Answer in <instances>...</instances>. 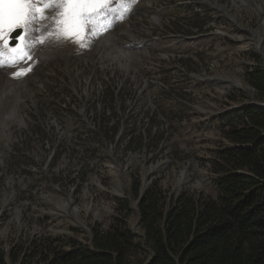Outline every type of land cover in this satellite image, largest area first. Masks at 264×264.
Wrapping results in <instances>:
<instances>
[{
	"label": "rangeland",
	"instance_id": "obj_1",
	"mask_svg": "<svg viewBox=\"0 0 264 264\" xmlns=\"http://www.w3.org/2000/svg\"><path fill=\"white\" fill-rule=\"evenodd\" d=\"M210 2L213 7L207 8L202 0H137L136 11L121 27L126 24L132 35L124 34L121 42L138 55L122 46L128 57L114 50L106 52L111 61L100 63L98 55H89L90 51L89 59L78 61L81 47L69 42L74 60H52L45 66H33L24 75L33 80L35 70L41 69L40 79L32 85L33 98L18 86L19 79L17 86L26 103L21 104L18 122H10L6 131L1 121L7 111L0 105L3 248H9L18 227L24 240L36 233L71 234L75 227L89 234L92 225L105 226L115 200L129 197L131 170L140 171L144 186L158 183L173 189L209 191L210 165L221 147V117L241 105L244 95L255 101L246 75L255 63L252 55H264V0ZM139 10H143L142 17ZM197 34L211 35L184 39ZM35 35L34 40L40 34ZM50 42L55 41L46 39L39 47ZM118 53L121 56L113 59ZM35 61H27L21 69ZM2 69L8 71L0 68V79L5 78ZM118 87L122 92L120 101L114 103L115 111L119 105L123 111L131 105L128 116L134 118L128 122L124 143L130 128L137 138L144 131L151 136L164 134L162 151L145 156L144 152L123 154L121 145L116 149L98 146L96 130L80 122L84 111L96 129L112 138L116 119L104 114L113 111L112 97ZM168 92L186 104L167 99ZM10 94L5 102L14 97V92ZM6 104L11 106V101ZM160 106L166 108L159 122L152 112ZM98 124L111 128V133ZM112 153L121 169L108 158ZM132 205L135 211L130 224L135 228L138 214L136 203Z\"/></svg>",
	"mask_w": 264,
	"mask_h": 264
},
{
	"label": "trees",
	"instance_id": "obj_2",
	"mask_svg": "<svg viewBox=\"0 0 264 264\" xmlns=\"http://www.w3.org/2000/svg\"><path fill=\"white\" fill-rule=\"evenodd\" d=\"M252 59L246 82L255 101L244 95L222 115L209 191L144 186L131 170L129 197L115 200L105 226L24 240L16 234L8 249L0 244V264H264V62L255 53ZM160 107L153 113L159 122ZM143 139L132 151H162L166 135Z\"/></svg>",
	"mask_w": 264,
	"mask_h": 264
},
{
	"label": "snow or ice",
	"instance_id": "obj_3",
	"mask_svg": "<svg viewBox=\"0 0 264 264\" xmlns=\"http://www.w3.org/2000/svg\"><path fill=\"white\" fill-rule=\"evenodd\" d=\"M137 0H0V68L17 67L33 60L32 50L46 39L58 44L71 42L87 47L88 36L97 26L103 31L111 28L112 13L123 20ZM17 29L22 34L12 43L11 34ZM33 32L41 33L35 40ZM32 66L13 73L20 78Z\"/></svg>",
	"mask_w": 264,
	"mask_h": 264
},
{
	"label": "bare ground",
	"instance_id": "obj_4",
	"mask_svg": "<svg viewBox=\"0 0 264 264\" xmlns=\"http://www.w3.org/2000/svg\"><path fill=\"white\" fill-rule=\"evenodd\" d=\"M136 11V9H135ZM139 17H142V13L143 10H139ZM123 25H120L117 30L114 32V34H112L110 37L106 36L103 37L97 41H86L85 43L88 45L87 47H81V53L77 56L78 61L82 60V59H89L88 56V52H90L91 48L94 49L93 52H95L96 55L99 56V61L100 63L105 62L106 60H110V58L106 59L107 53L106 52H112L114 50H122V46H124L126 49H128L130 51V53H132L133 55H138L133 53L132 50L130 48L127 47L126 42H121V39L123 37V35L125 34L126 36L131 37V32L129 27L124 26L123 28H121ZM121 28V29H120ZM36 32H33L31 34V36H33ZM38 34V33H37ZM41 35V33H39ZM108 37V38H107ZM41 44H36L37 47H35L32 52H33V60H36L31 66H38L40 64H43L44 66L49 64L52 60L58 61L63 60L64 62H69L74 60L76 57L75 55L72 57V45L69 42H66L64 44H58L56 42H50L48 43L46 46L44 47H39ZM49 52V53H48ZM62 54H60V53ZM116 52V51H115ZM125 54H123L122 56L124 57H128L129 54L126 52H123ZM119 56H121L120 53L117 54V56L113 55V59H118ZM122 60V59H121ZM40 61V63H38ZM119 62V61H118ZM20 68V66L18 67V69ZM17 69V70H18ZM3 70V69H2ZM40 67L38 69L35 70V73L33 74V80L30 78H26L24 79V75H22L20 78H14L13 76H9L10 79H8V73H14L13 71H4V76L5 78H1L0 79V84H4L2 86V88H0V105L1 107L6 109V119L3 120L2 123V127L3 130L6 131L9 128L10 122L12 121H17L19 120V118L21 117L20 113L22 110L21 104H25V99H24V95L21 93V89L18 88L19 85H22V87L24 88L25 92L28 94V97L33 98L36 93L34 92V90L32 89V85L33 83H36L41 76V72H40ZM8 77V78H6ZM35 78V79H34ZM20 82L17 86V82ZM30 80V82L28 81ZM17 86V87H16ZM35 87V86H34ZM23 90V91H24ZM14 92V97L9 98L6 102L11 101V106H8L5 102V97L9 96L10 93ZM26 94V95H27ZM11 95V94H10ZM5 112V111H4ZM19 123L24 124L23 120H20Z\"/></svg>",
	"mask_w": 264,
	"mask_h": 264
},
{
	"label": "clouds",
	"instance_id": "obj_5",
	"mask_svg": "<svg viewBox=\"0 0 264 264\" xmlns=\"http://www.w3.org/2000/svg\"><path fill=\"white\" fill-rule=\"evenodd\" d=\"M202 2H203V4L205 5L206 4V7L207 8H209V7H213V6H211V2H210V0H202ZM182 5V4H181ZM195 15L196 14H194V18H195ZM200 20V19H199ZM201 21V20H200ZM196 29H200V28H196ZM211 34H207V35H204V34H197L196 36H184V39L185 40H189V39H192V38H205V37H207V36H210ZM170 37L171 38H175V37H177V36H175V35H173V34H170ZM257 48L260 50V46H257ZM261 54H262V52H260L258 55L261 57ZM262 58V57H261ZM263 60V59H262ZM264 62V61H263ZM89 86V85H88ZM87 86V87H88ZM119 88V90H118V92H117V94L115 95V94H113V111L111 112V113H107V112H105V116H106V118H111V117H114L115 119H116V122H115V125H117L118 126V130H117V133L119 132V131H121V130H123V137L119 140V142H115L114 140V138H115V136L117 135V133L116 134H114V136L112 137V138H109L108 136L106 137L102 132H101V130L98 128V129H96V132L94 133L95 135H96V137L98 138V141L96 142V144L98 145V146H101V147H108V146H112L113 147V149H116V147H119V145H121V146H124V150L122 151V153L123 154H126L128 151H131V152H133V153H136V154H141V153H145V156H146V153L148 152L146 149H143L141 152H140V150H135V151H132V149H134V147H133V144H137L138 143V139H139V137L137 138V137H135V136H133V133L134 132H131L133 129L132 128H130L129 129V133L127 134L128 135V137H127V139H126V142L124 143V139L126 138V133H127V128L129 127V124H128V122L129 121H131V122H133V120H134V118L132 117V118H129V116H128V113L131 111V105L130 106H128L127 108H126V110L125 111H123L121 108H120V105H119V109H118V111H115V107H114V103H115V101L118 103V101H120L119 100V98H120V94H121V92H122V87H118ZM142 91H144V89H142ZM125 91H123V93H124ZM168 94H169V98H167V99H170L171 97H173V98H176L177 100H178V102L180 101V102H183L184 104H186V102H185V100L183 99V98H178V97H176L174 94H172V93H170V92H168ZM166 101H168V100H166ZM123 102H125V101H123ZM179 102V103H180ZM189 104V102H187V105ZM155 112V111H154ZM154 112H152V113H154ZM108 115V116H107ZM81 116L83 117V118H81L80 116H79V119H80V122L84 125V126H86V124L87 123H91L86 117H85V115H84V111H82V113H81ZM140 118H142V116L140 117ZM160 118H161V116H160ZM98 119L100 120V121H102L103 120V117H101V116H98ZM105 119V118H104ZM94 123V122H93ZM145 124V123H144ZM99 126H101L102 127V125L101 124H98V127ZM102 128H105V127H102ZM91 134H93V133H91ZM93 134V135H94ZM143 136H144V138L145 139H143L144 140V143L145 144H147V140H146V132L144 131L143 132V134H142ZM92 136V135H91ZM97 138H96V140H97ZM133 143V144H132ZM132 144V145H131ZM146 147V146H145ZM97 151H98V149H97ZM107 151V150H106ZM109 152L111 153L112 152V150H109ZM106 153V152H105ZM149 156H151V155H149ZM148 156V157H149ZM108 158H110L111 160H113L114 161V163L118 166V168L119 169H121V164L119 163V161H117L114 157H113V153L111 154V155H108ZM145 162H146V160H144V162H143V164H145ZM49 163H50V161H49ZM140 165H142V164H140ZM120 176H121V178L123 179V177H122V174H120ZM4 212V210L2 211V213ZM2 213H0V215H2ZM22 228H19L18 227V230H17V240H18V238H20V237H22L23 238V236L22 235H25V234H22ZM26 232V231H25ZM32 236H35V235H40L39 233L37 234H31ZM8 249V248H7ZM6 249V250H7Z\"/></svg>",
	"mask_w": 264,
	"mask_h": 264
},
{
	"label": "water",
	"instance_id": "obj_6",
	"mask_svg": "<svg viewBox=\"0 0 264 264\" xmlns=\"http://www.w3.org/2000/svg\"><path fill=\"white\" fill-rule=\"evenodd\" d=\"M22 34V30L21 29H17L15 32H13L12 34H11V38H12V43L14 44L15 42H16V37L17 36H19V35H21ZM259 50V49H258ZM261 57H262V59H263V61H264V55L263 54H261Z\"/></svg>",
	"mask_w": 264,
	"mask_h": 264
}]
</instances>
